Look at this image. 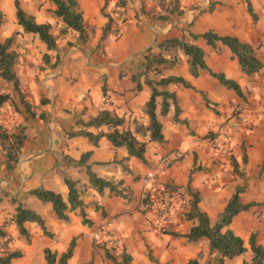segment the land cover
Instances as JSON below:
<instances>
[{"label": "crops", "instance_id": "0c3cea01", "mask_svg": "<svg viewBox=\"0 0 264 264\" xmlns=\"http://www.w3.org/2000/svg\"><path fill=\"white\" fill-rule=\"evenodd\" d=\"M76 1L85 24L91 29L84 47L75 45V48L61 51L62 46L57 43V51L52 54V62H56V66L53 67L51 63L44 72H40L27 62L33 58L35 46L45 54L49 52L37 36L28 34L34 38V47L29 46L27 49L31 51L24 53L23 57L27 60L23 68L18 64L21 55L14 66L20 91L25 95L24 100L37 105L41 98L46 97L50 99V105L47 108L41 107L42 111L48 113L44 120L27 118L24 105L14 92V102L24 115L18 124L26 126V138L17 164L12 170L8 169L9 173L3 169L5 177L0 181H4L9 196L0 199V224L8 220L6 216L15 212L16 204H12L10 198L20 200L28 208L33 197L25 194L35 188L42 187L68 197V187L64 181L68 174L75 175L77 188L86 189L88 178L85 180L80 177L85 170L73 166L63 168L60 159L68 156L77 161L82 154L91 152L87 162L91 171L100 178L121 181L122 187L129 192V199L109 198L106 192L100 196L95 190L87 188L81 196L86 205L87 218L92 221L95 229L102 224L117 227L125 237L126 253L138 244L139 248L142 246L138 243L141 242L140 233L144 235L151 253L159 259L165 257L171 264H187L201 253L209 255L206 240L189 243L183 237L193 225L184 218L188 209L187 195L179 200L176 192L169 193L174 197L171 198V209L165 222L157 219L154 209L144 211L143 215L138 212L142 198L147 194L156 204L167 196L165 186L182 191L189 184L200 196V209L207 213L210 223L214 224L236 188L243 186V192L239 195L240 203L256 206L237 214L229 225V229L243 239L247 251L228 263H250L252 254L248 245L249 237L254 234L256 243L264 245V69L252 76H245L226 46L217 43L212 48L198 39L194 43L205 52L208 68L236 81L242 90L243 99L221 86L206 71L193 78L189 74L188 59L180 51L173 53L176 59L174 65L161 68L158 75L149 72L147 76L151 81L181 77L194 90L184 88L181 84L157 87L158 91L166 90L176 96L178 121H174L172 104L166 116L160 115L161 100L157 99L156 114L162 125L164 142L147 144L145 164L128 157L124 147L114 148L105 137L93 145L83 136L69 137V134L82 130L76 124L78 120H91L102 110L124 117L128 126H132L135 119H140L144 124L147 122L144 108L151 90L145 84L144 76L134 81L132 76L142 72V55L153 47L156 39L177 37L192 42L188 32L201 35L213 31L218 36L235 37L242 43L258 47L257 58L264 66V0H212L215 4L212 12L204 11L200 14L199 10L204 9H198V13L194 10L185 12L183 19L171 24L150 22L141 16L142 10L151 11L155 8L158 11V0H125L123 18L126 21L118 38L113 34L102 38L108 20L105 15L116 16L121 10L116 7L118 0H108L106 5L104 0ZM247 3H250L256 20L249 14ZM54 18L52 24L48 23L53 25V22L58 21ZM2 28L3 25L0 33ZM9 37L7 33L0 41L4 42ZM154 52L157 50H152ZM138 83L141 88L137 91ZM200 93L205 94L210 108H207ZM236 108L247 116V123L240 130L230 132L228 125L236 119L233 112ZM85 130L94 135L108 132L104 126ZM211 140L221 146L220 150L211 148ZM173 150L180 151L183 158L173 166L158 171L156 164L159 158ZM243 155L246 160L244 163ZM232 157L243 172V179L233 171ZM2 158L6 165V158ZM150 171L155 173L154 180L144 186L141 178ZM94 204L101 207L104 216L100 210H95ZM40 216L47 230L50 229L52 234H61L68 243L77 234H85L83 237L87 241L89 227L82 225L78 211L69 213L67 222L57 220L53 211L50 212L49 221L45 216ZM24 226L30 237L35 236V242L46 243L38 239L43 233L37 225L26 223ZM161 228L179 234L180 237L161 234ZM7 233L13 238L18 237L14 226L7 227ZM40 245H36L37 251ZM45 249L42 250L43 255ZM65 251H57V255ZM212 255L216 256L215 253ZM75 257L76 253L71 260ZM11 264L22 263L13 260Z\"/></svg>", "mask_w": 264, "mask_h": 264}, {"label": "trees", "instance_id": "16d2710c", "mask_svg": "<svg viewBox=\"0 0 264 264\" xmlns=\"http://www.w3.org/2000/svg\"><path fill=\"white\" fill-rule=\"evenodd\" d=\"M104 1L106 5L108 0ZM51 2L55 6L53 15L64 25L61 33H77L82 42L86 43L89 39L91 29L85 24L77 1L51 0ZM214 5V3H211L205 12H212ZM125 6V0H118L116 3V7L122 10L119 12L120 15L123 14ZM13 7L15 9L17 25L22 29L23 33L37 36L40 42L45 45L48 52L57 51V38L52 34L51 24L37 23L32 15L27 14L21 8L19 0H13ZM247 10L253 20H256V15L254 14L250 3H247ZM173 13H176L178 17L182 15V11H179L178 4H175L171 8L170 5L166 7L163 4L161 11L156 17H154V19L165 24H171L174 22L171 18ZM201 13H204V11H200V14ZM120 15H105L108 20L103 29L102 38L109 34H113L116 38L120 37L121 27L126 21L125 18H121ZM2 25L3 14L0 10V30ZM188 37L192 42H187L183 38L177 37L156 39L153 47L145 51L142 55V72L133 75L132 79L134 81L136 78L139 79V77L144 76L145 84L151 90L149 100L146 102L144 108V114L147 117V122L145 124L141 123L140 119H135L133 125L128 126L126 125L124 117H119L109 110H102L91 120L86 122L78 120L76 124L79 128H82V130L69 134V137L76 135L83 136L93 145H96L101 137H105L114 148L124 147L127 151L128 157L136 158L145 164L147 144L151 142H164L162 125L156 114L157 99L161 100L160 115L166 116L169 112L170 104H172L174 106V121H178L177 116L179 114V109L176 96L166 90L158 91L157 87L164 88L169 84H181L184 88L194 90V88L181 77L161 78L159 81H151L148 79L147 75L149 72L158 75L163 66L174 65L176 59L167 58V56L177 51L182 52V54L187 57L189 74L193 78H197L202 71H206L209 76L217 80L221 86L227 90L233 91L239 98L243 99V93L239 84L236 81L227 78L223 73L213 72L209 69L205 62V52L194 42L198 39H202L212 48H215L217 43L226 46L233 54V57L237 60L241 73L245 76H252L264 69L263 64L257 58L258 47L242 43L235 37L218 36L213 31H207L201 35L188 32ZM12 45V37L7 38L4 42L0 41V80L3 83L12 86L13 90L21 98L26 112L33 116L30 106L27 102L23 101L21 96L19 79L14 70L18 55L11 50ZM152 50H157V52L152 53ZM43 58L45 59V62H50L48 54H45ZM52 66L55 67L56 62ZM140 88L141 86L138 83L136 87L137 91L140 90ZM103 91H105L104 87ZM200 94L207 108H210V102L205 94ZM8 100H10V96L8 97L5 94H0V106ZM41 104L46 106L50 104V101L46 100ZM45 118L46 116L44 114L39 116V119L44 120ZM103 126L108 129L107 133L94 135L85 130L88 128H100ZM25 131L26 127L21 125L16 126L15 130L13 129L11 133L0 128V145L5 151L6 166L9 170L14 168L20 158L23 142L26 138ZM90 156L91 152L84 153L77 161L68 156H62L60 164L63 168L69 166L83 168L88 177V185L86 189L91 188L100 196H103L106 192L109 198L120 197L129 199V192L126 188L122 187L121 181L115 182L112 180H106L98 177L91 171L89 165H87ZM242 161L243 163L246 161L244 155ZM231 166L233 171L243 179L244 174L239 170V166L233 157L231 158ZM64 181L68 187L67 202H64L59 194L42 187L30 190L25 195L35 197L42 203L50 204L56 219L62 222H67L69 220V213L78 211L82 225L91 227L93 223L87 218L85 212L86 205L81 199L82 194L87 190L85 188H77L76 183L68 178H65ZM243 189V186L236 188L234 194L218 216L216 223L211 224L207 213L202 211L199 207L200 196L198 192L193 191L189 187V184L182 191L172 186H165L164 188L169 198L174 197V195L169 194L171 192H176L178 197L179 195H187L189 197L188 209L184 214V218L186 221H191L193 225L189 232L183 237L189 243H198L201 240H206L208 242L209 255L216 254L217 264H228L229 261H233L247 251L243 239L236 236L229 229V225L237 214L240 212H246L251 207L256 206V204L243 205L240 203L239 195L243 192ZM10 201L12 204H16V207L14 214L6 216L8 220L0 224V264H11L13 260L22 257L20 251L12 248L13 238L7 233V227L14 226L19 237L28 239L30 235L24 225L26 223H33L39 227L43 235L51 237V234L48 232L45 222L40 215L26 208L20 200L10 198ZM94 206L95 210H100L104 216V211L101 207L97 204H94ZM164 232L174 237H180L179 234L170 232L169 230ZM248 245L252 254V259L250 263L242 262V264H264V245L256 243V236L254 234L249 237ZM74 248L75 239L71 240L66 251L60 256H58L56 252H52L50 249L46 248L44 250V260L46 264H67V262L73 257ZM105 256L112 264H130L132 260L131 256L127 254L125 250H122L118 258L113 257L108 251H105ZM187 264L201 263L198 258H194L189 260Z\"/></svg>", "mask_w": 264, "mask_h": 264}, {"label": "rangeland", "instance_id": "374dc122", "mask_svg": "<svg viewBox=\"0 0 264 264\" xmlns=\"http://www.w3.org/2000/svg\"><path fill=\"white\" fill-rule=\"evenodd\" d=\"M21 8L29 15H32L37 23H51L53 19H55L53 15V10L51 7H55L51 0H19ZM164 2V3H163ZM158 11H156L155 8H152L151 11L149 9L142 10L141 16L145 18L146 20L150 22H157L159 21L155 20L154 17L158 15V13L161 11L162 5L164 4L166 7L170 5V8L173 7L175 4H178L179 11H182V15L178 17L176 13H173L171 15V18L173 19V23L179 22L181 19H183L185 12L190 11H206L208 9V5L213 3L212 0H158L157 1ZM198 9H204L199 10ZM0 10L3 14V28L0 33V39L3 40L5 34L9 33L10 37L13 38V45L11 47V50L17 53V55H21V61L20 66L23 68L25 66V59L23 57L24 53L27 51H31L29 46L34 47V38L28 34L23 33L22 29L19 26H16V18H15V9L13 7V0H3L0 5ZM122 10H119L118 12H121ZM120 14H118L119 16ZM121 18L123 17V14L120 15ZM195 16H197L195 14ZM193 16V17H195ZM58 21L53 22L52 26V33L57 38V43L61 44L62 48L61 51H65V49H69L72 47L78 46L79 48L84 47L85 43L82 42V40L78 37L77 33L69 32L67 34H62L61 30L64 28L63 24L61 23L59 19ZM52 24V23H51ZM170 26V25H169ZM19 30V31H17ZM27 36V37H26ZM9 37V38H10ZM76 45V46H75ZM60 51V49H59ZM33 58H31L27 63L31 65L32 67H36L40 72H44V69L46 67L50 66L53 58V51L49 52V61L45 62V59L43 56L45 53L40 51L37 46L34 47V50L32 51ZM47 54V53H46ZM29 56L32 54H28ZM171 59L175 58L173 57V53L170 54ZM18 60V57H17ZM170 67V65H168ZM163 66L162 68H164ZM14 90L12 86L9 84L3 83L0 80V94H5L8 97L10 96V100H8L6 103H4L2 106H0V128H3V130H6L8 133H11L12 130L16 128V126L23 124H18L19 119L23 118L24 115L21 113L22 110L17 108L16 103L14 102ZM16 93V92H15ZM17 94V93H16ZM18 95V94H17ZM22 99L24 102H27L24 100L25 95L21 93ZM18 100L21 101V98L18 96ZM49 100L48 98L44 97L39 100V104H29L30 110L33 114L31 116L28 114L24 108L25 114L28 116L27 118H31L35 120L36 118H39L41 114H44L46 118L48 117V113L42 111V105L43 101ZM22 103V101H21ZM23 104V103H22ZM50 104L44 106L43 108H47ZM11 112H13L11 114ZM234 117L238 118L240 116L247 117L242 111L238 108L233 110ZM11 114V115H10ZM15 114V115H14ZM141 122V120H140ZM142 123V122H141ZM26 127V126H24ZM6 158L5 151L3 150L2 146L0 145V180L1 178H4L5 175L3 174V169L9 173V170L7 169V166L5 165V160L3 158ZM81 178L87 180V175L85 173H82L80 175ZM68 178L71 181H75V175L68 174L64 177ZM56 184V182H55ZM60 195V194H59ZM9 196L6 185L4 181H0V199L2 197ZM61 196V195H60ZM64 200V202H67V196L63 195L61 196ZM184 197L179 195V200H181ZM185 205V203H182ZM14 206V205H13ZM16 206V205H15ZM141 208V209H140ZM140 208H138V212L143 215L144 211L142 210V207L140 205ZM28 209H31L35 213L39 215L45 216V219L49 221L50 219V212L52 213V208L50 204H45L40 202L37 198L33 197V200L28 206ZM164 231H167L165 228L160 229V233L166 235ZM48 232L51 234V237H47L45 235H41L38 237V239L45 241L46 243L43 244L42 242L38 243L35 242L36 238L35 236H29L28 239H24L22 237H12L13 243L12 248L16 249L21 252L22 257L15 260L17 263L22 264H46L44 260V255L42 254V250L45 248H49L51 251H65L69 245L68 240H65L61 234H52V231L48 229ZM85 234H77L74 236L75 238V248L74 253H76V257L74 260H69L67 264H112L111 261H109L105 256V251H108L113 257L118 258L122 250H126L125 245V237H123V233L114 225L107 226V224H102L98 228H93L92 226L89 227V230L86 233V236L88 237L87 241L85 242L84 236ZM141 235V236H140ZM140 245H142L140 248L138 245L135 246L134 249H131L130 252H127L131 256V263L130 264H171L170 261H167L165 257L162 259H159V257L153 255L151 253V248L145 243L144 235L139 233ZM38 241V240H37ZM40 245L39 251L36 250L38 246ZM58 254V253H57ZM201 264H217V257L213 255H207V254H199L197 256ZM229 264V263H228Z\"/></svg>", "mask_w": 264, "mask_h": 264}, {"label": "built area", "instance_id": "2783aa9c", "mask_svg": "<svg viewBox=\"0 0 264 264\" xmlns=\"http://www.w3.org/2000/svg\"><path fill=\"white\" fill-rule=\"evenodd\" d=\"M246 117L240 116L236 118L233 122L228 125V129L230 132H234L240 130L241 128L245 127L246 125ZM211 148L215 151L220 150V145H218L213 140L210 141ZM183 158V154L178 150H173L165 155L161 156L156 164V169L158 171H163L175 163L179 162ZM155 173L154 172H147L142 176L141 182L144 186H148L154 180ZM141 207L143 211H148L154 209L157 219L161 222H165L168 218L170 209H171V198L169 196L163 197L160 199L156 204L155 202L148 197L147 194H144L142 198Z\"/></svg>", "mask_w": 264, "mask_h": 264}]
</instances>
